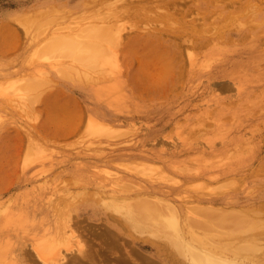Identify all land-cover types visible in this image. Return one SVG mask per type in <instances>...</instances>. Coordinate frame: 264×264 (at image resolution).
Listing matches in <instances>:
<instances>
[{
  "label": "rangeland",
  "instance_id": "1",
  "mask_svg": "<svg viewBox=\"0 0 264 264\" xmlns=\"http://www.w3.org/2000/svg\"><path fill=\"white\" fill-rule=\"evenodd\" d=\"M89 22L118 35L112 75L63 56L47 59L43 43L55 31ZM33 78L41 79L37 86ZM22 82L31 94L25 107L0 96V213L25 214L28 225L4 230L0 215V238L11 244L0 264H44L32 234L61 217L104 263L118 264L114 250L130 243L171 259L158 241L132 237L127 227L111 254L108 234H97L101 242L95 235L106 217L121 224L101 201L139 190L171 201L182 216L189 202L243 207L261 220L233 230V239L252 234L264 248V0H0V84ZM94 118L121 133L98 139L89 131ZM137 159L156 164L160 175L131 172ZM106 172L129 180L116 185ZM216 233V249L242 243Z\"/></svg>",
  "mask_w": 264,
  "mask_h": 264
},
{
  "label": "bare ground",
  "instance_id": "2",
  "mask_svg": "<svg viewBox=\"0 0 264 264\" xmlns=\"http://www.w3.org/2000/svg\"><path fill=\"white\" fill-rule=\"evenodd\" d=\"M24 16L25 14L23 15V17ZM28 17V15L27 17L25 16L23 20L26 21ZM15 20L17 21L20 19L17 18ZM103 28L104 27L102 25L98 26L97 24H90L89 22L87 24H84L82 28H79L77 30L70 29L72 32H69V29H66L68 32L66 30L63 32H59L58 29L52 34L47 42L43 43L44 45H46L44 51L47 54V59L54 60L59 56H63L66 59L76 61L85 66H88L95 71H99L100 69L103 70L105 74L112 75L114 73L112 70L114 69L115 58L110 44H112V42L118 38V35L115 33H103ZM170 44L174 45V42L171 41ZM58 65L59 68L57 66L56 67L59 70L60 74L70 76V72L66 66L61 63H58ZM70 65L74 68V65L72 63H70ZM75 69L80 70V66H77V68ZM76 75L77 77L82 76L80 73H78V71ZM38 81H41V79L33 78V80L29 81V84L32 86H37L39 84ZM29 90L30 87H28L26 82H22L18 85L15 83L0 84V96L8 99L12 103L20 105L22 108L25 107L30 100L31 94L29 93ZM89 131L98 139H100L101 137H116L121 133L119 128L114 127L107 121L97 120L96 118H94L93 122L90 124ZM128 168L131 172L137 174L140 173L141 175L149 176L150 178L160 175V168L156 164L142 159H137L136 163L130 164ZM106 174L114 175L112 172H106ZM170 178L172 177H169L168 179ZM127 180L124 179V176H113V183H115L116 185L127 184ZM135 183L129 185V187L131 188L135 185ZM189 203H185V205L188 204V206L186 207V210L182 216L174 203L164 199L157 194L145 193L140 190L134 193L132 191L127 194L116 193V196L111 197V199H103L101 201V204H103L107 209H111L113 212H116V216L118 215L117 218L115 217L116 220L121 219L119 220V223H121L120 226L110 222L108 220V217H106V223L108 222V224L102 225V227L106 225L105 231L103 229V231L101 230L102 227L100 228L101 224L103 223L101 221L99 227L97 226L100 231L97 230L96 233L95 231L93 232L96 236H99L97 234L100 233L102 237L104 234H108L107 237L109 238H105H107L110 242L112 241V245H109L111 250L105 249L107 247H105L104 249L107 250V252H109L110 254L113 249V243L115 242L114 247H116L115 244L117 240V244H120L119 239L120 237H123L120 233L122 232V228L124 227L125 231L127 227V231L131 233L132 237L135 236L136 238L140 237L142 239L150 237L152 241H158L159 244L162 245V248L164 246L168 249H165L167 251L165 253L169 258H171H157V255L160 256L162 253H157V255H154L152 253L151 256H146L147 254L144 255L143 252L135 249V246L133 244L130 243V246L127 243H124V245L126 247L128 245V248L130 249H126L124 251L122 244V249H113L114 252H116L117 250L118 254L116 253L115 255H117L118 258L114 255L116 258L113 257L111 259H114L115 263V259H117L118 264H189L191 256L197 253H203L206 257L211 259L233 261L235 262V264H264V248L262 249L259 241L256 238V240L253 241L255 237L254 235L247 234V236L250 235L251 238L252 236L254 237L251 241L249 240L251 239L249 238L250 236H246L247 240H249L250 242L248 243V241L246 240L244 241L245 244L238 237L240 239V243L242 242L243 245H241L242 243L238 244L237 242L230 241L231 244L234 242L232 247L235 245L231 251H228V249H226L227 244H230V242L228 241V243L226 240L225 242L227 243L225 248L221 249L220 247L216 249V241L214 238V234L215 232H217L216 234L220 235H223V233H225V235L226 233L227 235L230 234V237H232L233 239V236L237 234H235V232H237L236 229L241 228V230H238V232L243 231V229L244 231L246 229L248 230V228L250 227V229H252V226H256V224L258 225V222L261 219L252 218L255 215L253 216V214L247 213V209L244 210L243 207L241 208L242 210H234L236 208H219V206L215 204H206L201 202L196 204L190 203L189 205ZM252 212H254V210H252ZM0 215H3V218H5L4 220L6 223L2 226V229L4 230H6L8 227L17 226L18 228H22L23 226L28 225L26 223L27 217L25 214L22 215L18 213L16 216H11L10 212L2 211ZM111 217L112 216H110V218ZM39 223H41V221L36 220L33 223V226L35 227L36 224ZM189 227H192L191 229H189V231H183L184 228ZM194 227L200 229L201 231L195 230ZM89 228L90 227H88L87 229ZM96 228L93 229L96 230ZM75 230V225L72 224L70 218L66 219L61 217L59 221H54L51 223L48 222L44 226L39 228L36 233L32 234L33 238L31 245L35 250V254H37V257L42 261V263L45 264L47 261L55 260L59 257V263L57 262L58 264H101L99 260L102 261L103 259H99L101 255H97L98 251H89V246L85 245V243L83 242V240L85 241L87 237L84 238L83 236L84 239L82 241L80 239L77 240L79 234H82L83 232L76 233L77 230ZM233 230H235V232ZM86 233L88 232L86 231ZM84 235L87 236L85 233ZM95 235L94 237H96ZM81 236L80 238L82 239ZM101 236L97 237L100 240L99 242H101ZM89 239L92 243V245H90V249L92 247L94 248V240L92 241V238L90 237ZM124 239H126V237H124ZM106 240L104 239V241ZM108 240L106 241L108 242L106 243V245L110 244ZM233 240L238 241V239L236 238ZM87 242L86 243L89 245L90 242L88 240ZM225 242L223 243V245H225ZM219 243L221 244V242ZM231 244L228 245L229 247L227 248H230ZM97 249L102 251L103 248L101 247L100 249L98 247ZM254 249L260 252L255 253ZM105 250L103 251L105 252ZM122 251H124L125 253H121ZM10 252L11 244L9 243V240L0 238V259L6 258ZM104 252L101 254H104ZM99 253L100 251L98 252V254ZM101 257L104 256L102 255ZM109 260L110 259H108L106 262H109ZM104 261H102V264H107L104 263ZM112 262L109 263L111 264ZM38 264H41V262H38Z\"/></svg>",
  "mask_w": 264,
  "mask_h": 264
},
{
  "label": "clouds",
  "instance_id": "3",
  "mask_svg": "<svg viewBox=\"0 0 264 264\" xmlns=\"http://www.w3.org/2000/svg\"><path fill=\"white\" fill-rule=\"evenodd\" d=\"M189 264H235L233 261L211 259L203 253L193 254L189 260Z\"/></svg>",
  "mask_w": 264,
  "mask_h": 264
}]
</instances>
